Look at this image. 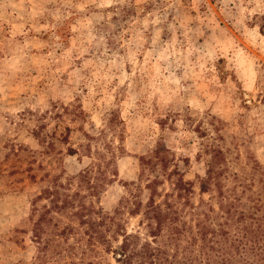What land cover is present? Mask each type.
Returning <instances> with one entry per match:
<instances>
[{
	"label": "rangeland",
	"instance_id": "rangeland-1",
	"mask_svg": "<svg viewBox=\"0 0 264 264\" xmlns=\"http://www.w3.org/2000/svg\"><path fill=\"white\" fill-rule=\"evenodd\" d=\"M151 193L163 264H264V0H0V264H119Z\"/></svg>",
	"mask_w": 264,
	"mask_h": 264
},
{
	"label": "trees",
	"instance_id": "trees-1",
	"mask_svg": "<svg viewBox=\"0 0 264 264\" xmlns=\"http://www.w3.org/2000/svg\"><path fill=\"white\" fill-rule=\"evenodd\" d=\"M178 181L175 183L176 188L179 190L177 193L178 197H182V189L184 188L183 180ZM153 193H151L149 200L147 201L144 209V218L145 226L147 228L146 232L151 236V239L145 238L143 241L139 243V240H141L139 234L136 233H126L124 232L122 234V241L119 244L118 248L115 250V255L117 257V261L119 264H163L164 260L162 259L163 253H165V249L160 245H153L155 241H157V236L160 235V230L162 229V225L165 221H174L176 219L175 211L168 209H162L161 206L158 203H155L153 198ZM133 213L137 211H132ZM253 217V216H251ZM257 226H260V223L258 222ZM245 229V228H244ZM205 230V229H204ZM203 230V238L206 239V233L207 231ZM219 231H210V235L213 237L216 236L218 233L225 237L227 232L225 229H218ZM246 233L245 235H242V239L250 240V245H246V243H242V240H238L237 243H234L233 241L229 242V246L235 247V251L239 254V259L237 263H233L232 256L226 255V252H228L227 248L225 246H219L218 244H215L211 242L207 247L209 250H204V254L206 255V260L204 264H247L248 263V256L245 254L247 250H253V245H255V240L258 239L257 233L258 229L249 232L248 229H245ZM175 232L178 233V231L175 230ZM249 232V234H248ZM37 236L38 233L36 234ZM216 242V241H215ZM254 242V244H252ZM218 243V241H217ZM219 246V248L217 247ZM214 250L220 251L221 256L219 259H216L214 257V254L212 253ZM217 255V254H216ZM264 256V255H262ZM217 257V256H216ZM193 260H197V258H194ZM192 261V258L189 260ZM200 262H196V264H199Z\"/></svg>",
	"mask_w": 264,
	"mask_h": 264
}]
</instances>
